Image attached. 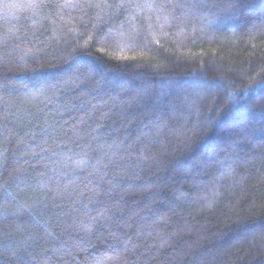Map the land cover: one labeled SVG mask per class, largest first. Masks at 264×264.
Instances as JSON below:
<instances>
[{"label":"trees","instance_id":"16d2710c","mask_svg":"<svg viewBox=\"0 0 264 264\" xmlns=\"http://www.w3.org/2000/svg\"><path fill=\"white\" fill-rule=\"evenodd\" d=\"M257 84L264 0H0V264H264Z\"/></svg>","mask_w":264,"mask_h":264},{"label":"snow or ice","instance_id":"6c2138e0","mask_svg":"<svg viewBox=\"0 0 264 264\" xmlns=\"http://www.w3.org/2000/svg\"><path fill=\"white\" fill-rule=\"evenodd\" d=\"M40 4L39 3H32V4H29L28 7L30 8H36V7H39ZM133 7H139V8H147L149 10H151L153 8V5L152 4H149V3H145V4H134V5H131ZM257 87H264V84H257L254 86V88H257ZM73 179H79V177H74V178H69V182H73ZM99 180H102L103 177H98Z\"/></svg>","mask_w":264,"mask_h":264}]
</instances>
